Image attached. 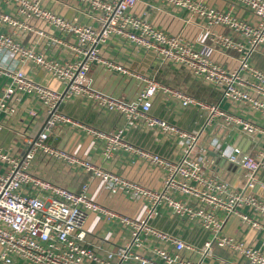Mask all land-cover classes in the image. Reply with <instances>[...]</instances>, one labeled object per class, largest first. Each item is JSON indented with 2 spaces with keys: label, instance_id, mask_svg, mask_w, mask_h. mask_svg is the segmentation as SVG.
<instances>
[{
  "label": "built area",
  "instance_id": "obj_1",
  "mask_svg": "<svg viewBox=\"0 0 264 264\" xmlns=\"http://www.w3.org/2000/svg\"><path fill=\"white\" fill-rule=\"evenodd\" d=\"M48 1L0 0L1 5L9 7V11L0 8V113L12 115L13 99L30 95L47 115L36 137L28 139L29 148L23 156L0 147V264H11L16 259L29 264H200L215 248L233 252L243 264H264L262 247L225 231L227 221L237 219L264 236V198L253 192L257 175L264 172V126L248 117L256 113L264 118V70L251 62L252 54L264 49V0H234L250 12L254 22L232 10L197 0H157L201 19L213 43L210 48L235 53L232 67L214 61L187 37L168 33L132 15L130 10L138 0H74L97 19L98 28L89 22L66 19L49 8ZM216 25L225 26L237 37L214 32ZM112 37L152 51L161 63L187 69L219 89L222 99L240 107L246 115L199 100L103 56L98 45ZM94 65L138 79L142 85L136 97L124 101L95 89L88 75ZM25 66L49 74L63 89L55 90L36 81ZM157 92L183 107L203 111V128L189 131L152 114V98ZM73 97L178 141L180 157L147 150L126 140L121 130L104 131L58 109L61 101ZM30 115L35 116L36 109L30 110ZM216 123L257 139L254 153L223 146L216 137L209 141L220 157L242 169L241 187L211 174L204 168L207 160L194 155L202 131ZM58 125L79 128L102 141L105 156L124 151L160 168V189L145 187L53 146L47 139ZM4 128L6 125L0 122V130ZM37 154L81 168L90 178L105 183L111 193L122 191L146 202L145 216L132 219L97 204L87 194L86 183L75 191L33 174L29 163ZM162 210L206 233L203 243L195 245L152 226L150 219ZM94 211L127 226L130 240L104 255L86 246L83 225L87 214ZM193 255L199 256V261Z\"/></svg>",
  "mask_w": 264,
  "mask_h": 264
},
{
  "label": "crops",
  "instance_id": "obj_2",
  "mask_svg": "<svg viewBox=\"0 0 264 264\" xmlns=\"http://www.w3.org/2000/svg\"><path fill=\"white\" fill-rule=\"evenodd\" d=\"M197 1L221 10H232L237 16L251 22L255 20L244 6L237 4L234 0ZM46 5L66 19L81 23L89 22L98 28L97 19L74 0H49ZM0 8L9 11L6 5L0 4ZM130 12L168 33L187 37L197 49L209 53L210 57L221 65L232 67L236 63V55L233 51L223 53L210 48L213 43L206 32L205 23L197 17H191L186 10L169 7L157 0H138ZM213 30L219 34L237 37L230 29L222 25L214 26ZM98 46L103 56L113 58L139 73L154 78L161 84L182 90L207 103L218 104L224 110L246 115L240 107L222 99L219 89L194 77L183 67L172 63H161L152 51L135 47L128 40L119 37H112ZM251 62L264 70V49L253 53ZM24 70L30 77L52 89L59 91L63 89L57 80L43 71L27 66ZM88 75L95 89L124 101L133 100L142 85L138 79L109 72L99 65L92 66ZM35 101L33 96L20 95L19 100L11 101L15 106V112L12 115L5 116L0 113V122L6 125V128L0 130V147L21 156L28 150V139L36 137L47 117L44 109ZM32 109H36L35 116L30 115ZM58 109L98 129L121 130L126 140L147 150L171 158L180 157L181 144L178 141L157 130L128 123L119 113L100 109L84 99L78 97L65 99L58 104ZM150 112L189 131L201 130L205 120L203 111L193 106L183 107L162 92H157L152 98ZM248 117L264 126V118L260 115L250 113ZM212 137L218 138L223 146H237L250 153L257 150V139L237 129L226 128L216 123L213 127H207L202 131L194 149L195 156L207 160L204 163L207 171L241 187L244 181L242 169L227 162L210 147L209 141ZM47 140L55 147L77 157L90 159L103 169L113 171L145 187L157 190L162 185L163 172L160 168L128 155L124 151L105 156L102 141L91 137L79 128L58 125L51 131ZM2 169L0 165V170ZM29 169L33 174L70 190L79 191L86 183L87 194L94 202L119 215L132 219H142L145 216L148 206L146 202L122 191L111 193L105 183L98 178H90L81 168L37 154L30 161ZM253 192L264 198V172L257 175ZM149 222L155 228L175 234L195 245H201L207 236L198 227L188 226L166 210L157 213ZM83 227L85 245L97 249L101 255L114 251L131 238L127 226L120 224L117 219H107L103 213L98 211L87 214ZM225 231L264 249V236L244 227L237 219H229L225 225ZM192 257L198 261L200 259L196 255ZM11 264L29 263L16 259ZM200 264H243V261L238 259L233 252L215 248L211 254L202 259Z\"/></svg>",
  "mask_w": 264,
  "mask_h": 264
}]
</instances>
